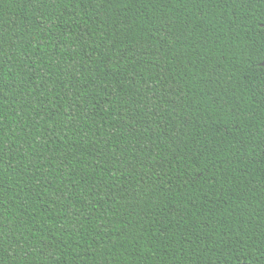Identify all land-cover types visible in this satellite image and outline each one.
<instances>
[{
    "label": "trees",
    "instance_id": "16d2710c",
    "mask_svg": "<svg viewBox=\"0 0 264 264\" xmlns=\"http://www.w3.org/2000/svg\"><path fill=\"white\" fill-rule=\"evenodd\" d=\"M264 0H0V264H264Z\"/></svg>",
    "mask_w": 264,
    "mask_h": 264
},
{
    "label": "water",
    "instance_id": "95a60500",
    "mask_svg": "<svg viewBox=\"0 0 264 264\" xmlns=\"http://www.w3.org/2000/svg\"><path fill=\"white\" fill-rule=\"evenodd\" d=\"M262 66H264V60L263 62L261 63ZM238 264H249V263H238Z\"/></svg>",
    "mask_w": 264,
    "mask_h": 264
}]
</instances>
